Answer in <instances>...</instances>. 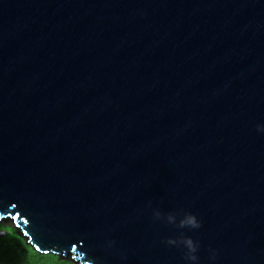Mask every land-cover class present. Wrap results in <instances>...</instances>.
I'll return each instance as SVG.
<instances>
[{"label": "water", "instance_id": "95a60500", "mask_svg": "<svg viewBox=\"0 0 264 264\" xmlns=\"http://www.w3.org/2000/svg\"><path fill=\"white\" fill-rule=\"evenodd\" d=\"M76 264H264V0H0V221Z\"/></svg>", "mask_w": 264, "mask_h": 264}, {"label": "trees", "instance_id": "16d2710c", "mask_svg": "<svg viewBox=\"0 0 264 264\" xmlns=\"http://www.w3.org/2000/svg\"><path fill=\"white\" fill-rule=\"evenodd\" d=\"M1 229L7 230V235L0 237V264H65L56 256L36 253L12 229L0 224Z\"/></svg>", "mask_w": 264, "mask_h": 264}, {"label": "rangeland", "instance_id": "374dc122", "mask_svg": "<svg viewBox=\"0 0 264 264\" xmlns=\"http://www.w3.org/2000/svg\"><path fill=\"white\" fill-rule=\"evenodd\" d=\"M0 224H2L3 226L7 227L8 229H12V231L15 234H19L18 231L15 229L14 224L10 221H0ZM7 235V230L5 229H1L0 230V237H5ZM22 241H24V243L26 245L29 246L28 243H26V240L24 238H22L21 236H19ZM30 247V246H29ZM59 261H63L65 264H76L75 262H73V260L70 259L69 256L63 257V256H57Z\"/></svg>", "mask_w": 264, "mask_h": 264}, {"label": "bare ground", "instance_id": "6f19581e", "mask_svg": "<svg viewBox=\"0 0 264 264\" xmlns=\"http://www.w3.org/2000/svg\"><path fill=\"white\" fill-rule=\"evenodd\" d=\"M1 221H3V220H1ZM62 256H64V255H62ZM77 264H79V263H77Z\"/></svg>", "mask_w": 264, "mask_h": 264}]
</instances>
